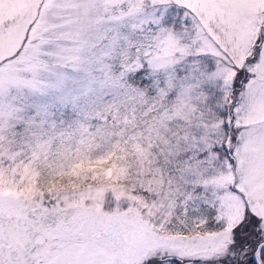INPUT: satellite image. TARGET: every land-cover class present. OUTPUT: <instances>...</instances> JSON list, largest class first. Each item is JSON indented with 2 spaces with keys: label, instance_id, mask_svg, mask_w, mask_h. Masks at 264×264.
Returning <instances> with one entry per match:
<instances>
[{
  "label": "snow or ice",
  "instance_id": "1",
  "mask_svg": "<svg viewBox=\"0 0 264 264\" xmlns=\"http://www.w3.org/2000/svg\"><path fill=\"white\" fill-rule=\"evenodd\" d=\"M0 264H264V0H0Z\"/></svg>",
  "mask_w": 264,
  "mask_h": 264
}]
</instances>
